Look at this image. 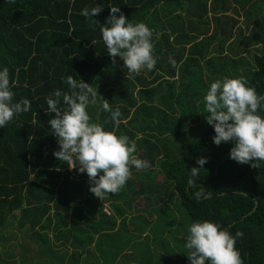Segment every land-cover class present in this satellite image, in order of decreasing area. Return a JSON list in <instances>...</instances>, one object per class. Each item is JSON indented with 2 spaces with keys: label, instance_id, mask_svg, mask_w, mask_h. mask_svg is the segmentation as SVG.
<instances>
[{
  "label": "trees",
  "instance_id": "trees-1",
  "mask_svg": "<svg viewBox=\"0 0 264 264\" xmlns=\"http://www.w3.org/2000/svg\"><path fill=\"white\" fill-rule=\"evenodd\" d=\"M97 4L103 10L92 19L101 25L80 14ZM113 6L129 22L153 31L154 70L128 77L121 58L112 63L100 27ZM4 67L14 102L26 98L31 109L0 128V264L58 249L68 253L67 264H99L94 253H100L102 239L144 233V217H126L139 194L153 203L177 201L192 223L207 220L232 235L243 233L235 246L244 264H264V164H239L230 159L234 144H214L203 99L211 83L225 76L243 77L264 95V0H0V70ZM69 75L98 89L101 97L87 108L91 121L135 141L134 155L150 164L145 170L161 175L157 183L145 170L135 173L147 193L131 189L129 181L119 193L106 195L114 215L89 191L86 173L70 170L53 155L59 145L48 121L55 114L48 112L45 97L57 89L69 92ZM102 98L113 111L120 109L118 128L105 123L110 113L103 111ZM259 114L264 117V110ZM200 157L207 162L190 186ZM143 177L151 179L142 183ZM144 236L142 242L154 235ZM157 242L165 244L159 237Z\"/></svg>",
  "mask_w": 264,
  "mask_h": 264
},
{
  "label": "clouds",
  "instance_id": "clouds-1",
  "mask_svg": "<svg viewBox=\"0 0 264 264\" xmlns=\"http://www.w3.org/2000/svg\"><path fill=\"white\" fill-rule=\"evenodd\" d=\"M6 2L14 3L15 0ZM102 10L103 7L97 4L90 10L84 8L80 14L92 24L101 25L92 18ZM100 32L112 63L116 64V58H121L128 77L138 75L144 69H155L157 60L153 55V31L145 23L129 22L120 8L113 6ZM170 63L175 65L174 60L170 59ZM66 83L69 92L57 89L45 97L48 112L55 114L48 121L59 145V150L53 155L66 163L70 170L78 169L79 173H86L89 191L103 201L106 195L121 191L131 179L133 168L145 170L150 164L134 155L136 142L130 141L127 135L106 131L102 124L91 121L87 108L97 103V88L82 79L77 81L71 75L67 76ZM12 86L9 69L4 67L0 70V128H4L17 114L31 109V102L26 98L14 102ZM203 99L204 113L208 114L206 121L215 132L212 137L214 144H234L230 149V159L239 164H249L252 168L264 164V117L259 114L260 110H264V95L258 94L243 77L225 76L211 83ZM102 108L110 113L105 123H112L118 128L122 117L120 109L117 107L113 111L109 101L103 98ZM206 162L205 157L197 159L200 167L191 169L190 186L196 185V178ZM201 194L197 193V196ZM188 233L184 246L188 250L190 264H244L235 246L237 238L243 233L232 235L207 220L193 222L188 227Z\"/></svg>",
  "mask_w": 264,
  "mask_h": 264
},
{
  "label": "rangeland",
  "instance_id": "rangeland-1",
  "mask_svg": "<svg viewBox=\"0 0 264 264\" xmlns=\"http://www.w3.org/2000/svg\"><path fill=\"white\" fill-rule=\"evenodd\" d=\"M238 20H240V18ZM239 26L242 28V35H245L247 31L246 28H244V26L240 23ZM155 173L156 172L149 174L148 170L144 171L145 175H152ZM160 177L161 175L153 176L152 178L160 179ZM126 197L130 199L127 193ZM169 197L171 196L169 195ZM119 201L120 200L111 202L116 205ZM130 203L131 209L129 213L126 214V217H144L148 221V224L145 227L144 233L141 235L154 236L150 237V239H145L142 242V236L127 235V237H125L128 242H125L126 245H124V247H120V242L109 243L107 241L104 242L103 240V247L100 249L101 252L94 253L97 260L102 259L104 255L110 254L107 260L106 258L104 259V261H108L107 264H156V261L161 262V264H185L188 250L184 245L189 234L188 227L192 224V222L181 210L177 201L171 203L170 199H166L165 201L153 203L151 200L146 201L143 196H134ZM161 203L167 207V209L163 211L164 213L158 211V209H153L154 206L160 205ZM106 205H102L103 210L105 212H109L111 215H114V207L110 204L108 206ZM164 218L166 219V222L159 221L160 219L164 220ZM115 221L117 222L118 219ZM174 222L176 223L175 226ZM126 227L128 231L133 232L130 225L127 224ZM176 227L180 230L179 232H175ZM158 237L164 240L165 244L162 248L160 247V243L157 242ZM15 246L16 243H12L10 248H14ZM15 264L24 263L15 262Z\"/></svg>",
  "mask_w": 264,
  "mask_h": 264
},
{
  "label": "crops",
  "instance_id": "crops-1",
  "mask_svg": "<svg viewBox=\"0 0 264 264\" xmlns=\"http://www.w3.org/2000/svg\"><path fill=\"white\" fill-rule=\"evenodd\" d=\"M138 154V153H137ZM139 171H137L135 168H133L132 169V177H131V179H129L127 182H129V181H134L133 182V187L131 188V189H136L137 191H140V190H143L145 193H147V192H149V191H147L146 190V188L145 189H142V187H141V185L139 184V178L138 177H136L135 176V173H138ZM148 173H149V171H148ZM160 175V173L159 172H156L155 174H152V175H150L151 177H153V176H159ZM146 177H148V176H146ZM151 178H148V179H145L144 177L142 178V183H144V182H149V180H150ZM138 180V181H137ZM137 181V182H136ZM161 181V177H160V179H154L153 178V180H152V182H157V183H159ZM152 182H151V184H152ZM137 185H139L138 187H137ZM125 187H126V185H125ZM140 188V189H139ZM157 189V187H155V190ZM140 193V192H139ZM139 196H143V194H139ZM101 201V204L102 205H106V206H108L109 205V202H110V200H100ZM106 203V204H105ZM104 211V210H103ZM106 213H109V212H106ZM116 228H118V223H116V225H115V227H113V230L114 229H116ZM112 230V231H113ZM112 231H110V233L112 232ZM143 234V233H142ZM140 236H142V238H143V235H141L140 234ZM137 238H139V237H137ZM103 240L104 239H102L101 241V243H100V245H102L103 244ZM142 240V239H141ZM140 240V241H141ZM104 242H106V240H104ZM107 242H109V243H111V242H120L121 244H120V247H124V245H126V243L125 242H128V241H126V240H124V241H122V240H119V239H114V240H110V241H107ZM136 242V241H135ZM52 243H54V244H56L57 245V243L53 240L52 241ZM91 247H93L92 245H90ZM103 247V246H102ZM121 251V250H120ZM54 252V253H53ZM101 252V251H100ZM68 253H65L64 251H62V250H60V249H58V250H56V251H51L50 253H47V254H44V255H42V256H40V257H36V255H27V256H24V257H22L21 259H19V256H17V257H15V258H13L12 260H13V262H12V264H15V262H18V263H24V264H31L32 262H36V261H38V260H40V261H42V262H45V264H67V261H68V255H67ZM110 255V254H109ZM106 258V255H104L103 256V258L102 259H98V262H99V264H102V261H104V259Z\"/></svg>",
  "mask_w": 264,
  "mask_h": 264
}]
</instances>
